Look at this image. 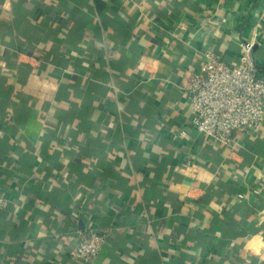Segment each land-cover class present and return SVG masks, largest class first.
Here are the masks:
<instances>
[{"label":"crops","instance_id":"crops-1","mask_svg":"<svg viewBox=\"0 0 264 264\" xmlns=\"http://www.w3.org/2000/svg\"><path fill=\"white\" fill-rule=\"evenodd\" d=\"M253 40L264 76V0H0V264H84L89 228L86 264H264V126L228 149L185 93Z\"/></svg>","mask_w":264,"mask_h":264},{"label":"built area","instance_id":"built-area-1","mask_svg":"<svg viewBox=\"0 0 264 264\" xmlns=\"http://www.w3.org/2000/svg\"><path fill=\"white\" fill-rule=\"evenodd\" d=\"M255 45L254 40L240 43L238 65L227 64L216 52H204L200 72L186 87L193 130L228 149L235 146L236 135L256 134L264 126V76L254 57ZM181 137H186V133ZM9 205V199L0 192V211ZM108 238L107 232L92 228L80 232L72 258L93 263Z\"/></svg>","mask_w":264,"mask_h":264},{"label":"water","instance_id":"water-1","mask_svg":"<svg viewBox=\"0 0 264 264\" xmlns=\"http://www.w3.org/2000/svg\"><path fill=\"white\" fill-rule=\"evenodd\" d=\"M186 184H187V185H192V181H191V179H188V180L186 181Z\"/></svg>","mask_w":264,"mask_h":264}]
</instances>
